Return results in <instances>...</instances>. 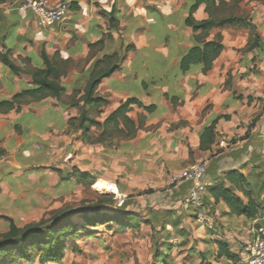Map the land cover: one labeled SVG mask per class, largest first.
<instances>
[{
    "label": "crops",
    "instance_id": "0c3cea01",
    "mask_svg": "<svg viewBox=\"0 0 264 264\" xmlns=\"http://www.w3.org/2000/svg\"><path fill=\"white\" fill-rule=\"evenodd\" d=\"M49 1L68 2L72 7L61 22L45 28L37 26L32 12L19 11L17 0L0 5V47L12 48V60L24 69L15 74L0 63V100L32 87L27 70L42 65L41 50L50 58L69 62L60 79L66 88L63 101L48 96L27 101L18 111L0 113V214L41 207L45 197L59 188L57 173L68 160L79 164L96 158L100 151L119 159L123 174L130 163L136 171L154 168L178 173L206 158L207 189L200 206L194 210L183 203L188 183L181 182L170 191L172 207L185 218L187 235L193 231L202 241V250L190 248L198 264H232L215 258V240L228 242L240 258L264 222V1L239 3V12L256 27L259 48L243 51L246 28L216 25L206 39L222 36L219 55L206 73L195 67L186 74L178 70L179 59L196 44L194 36L199 33L185 23L191 0ZM112 8L115 26L108 21ZM204 8L200 4L193 12L195 20L207 18ZM100 40V45L91 46ZM114 52H124V58L97 85L94 96L105 104L93 117L101 122L131 97L144 106L153 105V110L132 104L127 115L140 122L135 137L104 148L84 143L80 131L68 126L82 103L72 106L67 96L83 88L96 60ZM217 116L221 118L215 125V141L210 150L201 151L199 134ZM230 170L246 178L245 188L259 207L254 219L231 214L208 192ZM235 192L247 201L241 191ZM196 210L209 216L210 222H199ZM181 239L183 243L187 237Z\"/></svg>",
    "mask_w": 264,
    "mask_h": 264
},
{
    "label": "trees",
    "instance_id": "16d2710c",
    "mask_svg": "<svg viewBox=\"0 0 264 264\" xmlns=\"http://www.w3.org/2000/svg\"><path fill=\"white\" fill-rule=\"evenodd\" d=\"M7 1L0 0V5ZM241 1L191 0L185 23L191 26L194 32L199 31V33L194 36L196 44L191 46L179 59L178 70L181 74H186L195 67H199L202 73H206L211 68L213 61L223 48L220 34H216L213 39H206L210 29L216 25L220 27L237 25L246 28L248 30V39L243 51L260 47V39L256 27L245 14L239 12V3ZM200 4L205 5L204 10L207 18L197 21L193 17V12ZM69 7H72L71 3H69ZM108 14L109 25L115 26L117 20L114 16V9L112 8ZM101 43L102 40L91 44V46H98ZM128 49L129 46L125 48V51ZM12 54V48L2 45L0 47V63L13 73L19 74L24 69L12 60ZM40 57L42 65L27 70L31 76L32 87L15 93L11 98L1 99L0 113H7L11 110L18 111L21 104L27 101H37L48 96L59 102L65 99L66 88L60 79L66 74L69 66L68 60L50 58L44 50L40 51ZM123 58L124 52H114L96 60L83 88L81 90H72L71 94L67 96V103L72 106L82 103L79 115L69 118L67 124L70 128L80 131L81 140L84 143L100 144L107 148L120 141L130 140L135 137L136 131L140 127V122L136 124L127 115L131 105L142 106L148 112L153 110V105L144 106L140 101L131 97L121 103L101 122L93 117V112L95 114L99 113L98 108L105 104L103 98L94 96L97 85L101 79L108 77L119 68ZM25 60L27 61L28 58H25ZM220 118V116L215 117L200 132L199 149L201 151L211 149L215 141V125ZM93 131H97V133ZM79 177L84 179L88 178L89 175L87 173H79ZM89 181L92 183L93 179H89ZM245 182L246 178L240 171L230 170L225 174L223 180L216 181L211 185L208 188V192L215 202L222 201L231 214L243 215L246 218L254 219L258 214L259 207L251 198L250 192L245 188ZM236 190L241 191L247 197V201L238 196L235 192ZM114 202L112 196H103L95 202H87L86 206L58 211L49 220H41L38 223H30L23 226H17L9 219L7 230L0 233V264H14L17 259L31 261L34 253L38 254L39 263L44 264L50 260H57L62 254L64 236L73 233V229L77 231L85 229L86 226L105 224L108 228L116 225L117 230L136 227L141 223L137 214L126 209L127 204L125 202L119 208L114 205ZM75 215L82 216L84 222L82 224L72 222L71 219ZM171 220L166 218L165 222ZM144 222L151 227H158V230L164 229V222L155 226L154 221L149 217ZM177 223L178 220L176 218L171 221L172 229L181 238L186 239L187 232L185 228L179 227ZM76 231L74 233H77ZM85 233L87 234L88 232ZM168 240L169 236L166 234L165 239L161 242L166 245L165 252L156 257L160 264H168V262H165L164 256L167 254L166 251L170 250L173 245ZM215 244V258H225L235 264L239 255L231 251L228 242L217 239Z\"/></svg>",
    "mask_w": 264,
    "mask_h": 264
},
{
    "label": "rangeland",
    "instance_id": "374dc122",
    "mask_svg": "<svg viewBox=\"0 0 264 264\" xmlns=\"http://www.w3.org/2000/svg\"><path fill=\"white\" fill-rule=\"evenodd\" d=\"M93 114L95 115L94 112ZM93 132L97 133V131ZM68 161L64 170L57 173L59 188L45 197V204L30 211L0 214V233L8 228L7 218L13 220L17 226L38 223L41 220H49L58 211L86 206L87 202H95L103 196H112L117 208L125 202L126 209L137 214L141 223L136 227L117 230L116 225L108 228L105 224L90 225L77 231L73 229V233L64 236V247L59 259L44 264H160L156 257L165 252L166 245L161 242L166 234L169 236L168 242L173 245L166 251L165 262L198 264L199 259L191 254L190 248L202 250V241L192 231L182 243V239L176 235L171 225V221L175 218L179 227H183L186 221L182 218L180 210L172 207L173 198L170 194L175 185L181 184L171 182L172 178L181 171L161 173L151 168L141 172L136 171L133 163H130L127 174H123L118 168L119 159L113 156L106 157L101 151L96 153V158L89 161L84 159L79 161V164ZM129 162L133 161L129 159ZM79 173H87L89 177L80 179ZM89 179H93V182L90 183ZM97 179L113 184L116 191L95 187ZM148 217L152 218L155 226L164 222V229L158 230V227H151L145 223ZM166 218L172 220L165 222ZM71 220L80 224L84 222V218L80 215L73 216ZM14 264L43 263H39L38 254L34 253L31 261L17 259ZM214 264L218 263L214 262Z\"/></svg>",
    "mask_w": 264,
    "mask_h": 264
},
{
    "label": "built area",
    "instance_id": "2783aa9c",
    "mask_svg": "<svg viewBox=\"0 0 264 264\" xmlns=\"http://www.w3.org/2000/svg\"><path fill=\"white\" fill-rule=\"evenodd\" d=\"M17 9L22 12L30 11L35 16L36 24L40 28L51 27L61 22L69 13L68 2L51 4L49 0H17ZM264 49V43H263ZM207 173V159L203 158L172 178V183H188L183 203L191 205L195 210L200 206L207 185L205 176ZM196 218L199 222L207 224L209 216L203 211L196 210ZM236 264H264V222L255 229L253 238L247 250L241 255Z\"/></svg>",
    "mask_w": 264,
    "mask_h": 264
},
{
    "label": "bare ground",
    "instance_id": "6f19581e",
    "mask_svg": "<svg viewBox=\"0 0 264 264\" xmlns=\"http://www.w3.org/2000/svg\"><path fill=\"white\" fill-rule=\"evenodd\" d=\"M94 186L99 188V189L116 191V187L113 184L108 183L107 181H105L103 179H97Z\"/></svg>",
    "mask_w": 264,
    "mask_h": 264
}]
</instances>
